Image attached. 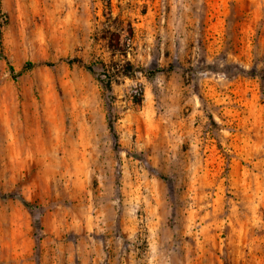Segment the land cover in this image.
Segmentation results:
<instances>
[{
    "label": "rangeland",
    "instance_id": "rangeland-1",
    "mask_svg": "<svg viewBox=\"0 0 264 264\" xmlns=\"http://www.w3.org/2000/svg\"><path fill=\"white\" fill-rule=\"evenodd\" d=\"M107 1L0 0V264H264V0Z\"/></svg>",
    "mask_w": 264,
    "mask_h": 264
},
{
    "label": "trees",
    "instance_id": "trees-1",
    "mask_svg": "<svg viewBox=\"0 0 264 264\" xmlns=\"http://www.w3.org/2000/svg\"><path fill=\"white\" fill-rule=\"evenodd\" d=\"M106 8L108 9L106 19L108 23L105 24L104 21V27H103V35L101 38L107 39L109 38V45L111 53L114 54H121L126 58L128 49L124 48L128 46V43L133 44V36H134V27L131 22H128L125 24L126 20L118 15L113 16L112 6L110 0L106 3ZM1 39V37H0ZM115 40V41H114ZM2 46V42H1ZM132 46V45H131ZM34 63L27 62L25 67H32ZM122 70L120 71L123 75L126 76H134L137 72H144V74L148 78H154L156 75L163 73L169 68L157 66L151 69H140L136 67L130 60L125 59L124 64L121 65ZM90 70H93L92 67H88ZM172 68V67H170ZM10 70L14 73L15 68L10 65ZM120 70V69H119ZM21 71H18L17 74H20ZM116 74L109 75L108 81H105L104 79H100L102 84L110 89L112 87L113 80H115ZM109 126L112 131H114V125L113 120H109ZM24 203L28 206H32L27 201H24Z\"/></svg>",
    "mask_w": 264,
    "mask_h": 264
}]
</instances>
